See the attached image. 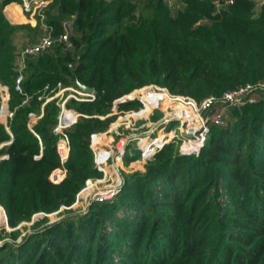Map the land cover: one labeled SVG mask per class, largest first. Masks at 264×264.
<instances>
[{"label":"trees","instance_id":"1","mask_svg":"<svg viewBox=\"0 0 264 264\" xmlns=\"http://www.w3.org/2000/svg\"><path fill=\"white\" fill-rule=\"evenodd\" d=\"M11 1L0 0V81L14 109L12 136L0 125V143L11 140L0 147L8 154L0 159V204L10 226L71 206L85 179L99 175L89 134L108 125L110 116L97 115L114 98L155 82L201 99L264 79V7L256 16L255 0H50L45 28L56 35L73 18L72 46L55 43L28 57L18 93L15 33L37 27L10 24L3 8ZM58 82L96 91L92 101L67 102L86 115L66 129L63 162L53 131L57 98L44 104L34 131L28 127L38 96ZM25 93L29 103L21 104ZM230 109L234 117L210 124L198 153L168 142L112 198L53 222L43 217L19 241L0 243V264H264V99ZM57 166L66 174L52 182Z\"/></svg>","mask_w":264,"mask_h":264},{"label":"built area","instance_id":"2","mask_svg":"<svg viewBox=\"0 0 264 264\" xmlns=\"http://www.w3.org/2000/svg\"><path fill=\"white\" fill-rule=\"evenodd\" d=\"M48 1L50 0H19L20 11L18 13H32ZM232 1L224 0V4ZM8 5L9 3L5 5L4 12H8L9 15ZM14 15L16 14L9 16L15 18ZM72 24L73 18H65L62 21V30L58 34L54 35L50 28L17 51L15 57L17 72L12 83L15 91L24 93L23 70L28 57L37 55L55 43L62 44L65 48L72 46L69 37ZM48 88L49 85L46 84L44 90ZM95 97V89L85 91L79 86H64L58 82L49 93L38 96L41 99L40 112H29L28 127L34 131L32 125L42 116L44 104L57 98L59 112L53 131L59 135L56 150L63 162L69 154L66 129L74 124L79 116L86 115L69 106L67 102L70 98L92 101ZM10 98L11 88L7 83L0 81V125H3L12 136L9 123L14 116V109L10 105ZM262 99H264V79L247 82L235 88L226 89L219 95L211 94L201 99L173 92L169 87L158 83L135 87L114 98L110 110L97 115L100 118L110 116L108 125L105 128L93 130L89 134V146L93 152V162L99 175L85 179L76 194L75 201H78L83 194L91 197V200L112 198L123 184L120 167L123 168L126 155H130L131 160H145L172 140L180 141V153L187 155L198 153L205 143L210 124L223 125L227 122L226 111L228 109ZM29 100L30 96L25 93L21 104H27ZM127 101H130L132 105L121 108L120 104ZM175 122L177 125L172 127ZM40 154L41 150L36 156ZM7 156L8 154H2L0 159ZM65 174V169L57 166L51 170L49 178L52 182H59ZM0 207L6 219L5 210L1 204ZM39 213L46 212L40 211Z\"/></svg>","mask_w":264,"mask_h":264},{"label":"rangeland","instance_id":"3","mask_svg":"<svg viewBox=\"0 0 264 264\" xmlns=\"http://www.w3.org/2000/svg\"><path fill=\"white\" fill-rule=\"evenodd\" d=\"M255 2H256L255 15L257 16L260 13L262 7H264V0H255ZM19 7H20L19 0H16V1L14 0V1L9 2V5L7 6L8 10L10 11L9 15L16 14L14 15L15 18H13L8 15V12H4L6 13L9 23L14 26H17L19 24H25L31 28L37 27V29L34 31L32 30L30 34L24 32L21 29L16 31L15 33L16 45H17L16 51L21 50L27 42L32 41L31 38L33 37L37 38L38 36L46 32V28L44 24L46 21V18L45 16H43L41 12L43 6H40L36 11L32 13L24 12L22 13L23 16H21L22 14L18 13L20 11ZM4 8H3V11H5ZM14 10H16L17 12ZM151 83H155V82H151ZM233 115H234V112L232 111V109H228L226 111V118L228 120L233 118L234 117ZM176 125L177 123L175 122L172 125V127H175ZM5 143L7 142L0 143V147ZM175 144L177 145L178 150H179L180 141H176ZM151 158L152 157L145 159V160L133 159V160H130L128 163L123 162V168L120 167V173L122 175L123 182L125 181L127 177L131 176V174L135 171L144 172L146 169L147 162ZM90 198L91 197L87 196L86 194H83L78 199V201H74L71 206H62L55 211L44 213V214L37 212L34 214V216L30 220H24L15 226H10L7 223V217L5 219V216L2 210H0V233H2V236H0V243H3L4 241H19L22 238V236H24L27 232H32L36 230V228H39V226H36L34 222L43 217H47L48 223H49V222H53L55 220L60 219L64 215L83 213L88 209L90 203L94 200V199L91 200ZM2 225L5 226V230H6L5 232L4 231L2 232Z\"/></svg>","mask_w":264,"mask_h":264},{"label":"water","instance_id":"4","mask_svg":"<svg viewBox=\"0 0 264 264\" xmlns=\"http://www.w3.org/2000/svg\"><path fill=\"white\" fill-rule=\"evenodd\" d=\"M79 87H80L81 89L85 90V91H92V90H94L93 87H91V86H87V85H84V84H79Z\"/></svg>","mask_w":264,"mask_h":264},{"label":"bare ground","instance_id":"5","mask_svg":"<svg viewBox=\"0 0 264 264\" xmlns=\"http://www.w3.org/2000/svg\"><path fill=\"white\" fill-rule=\"evenodd\" d=\"M2 212H3V210H2Z\"/></svg>","mask_w":264,"mask_h":264}]
</instances>
